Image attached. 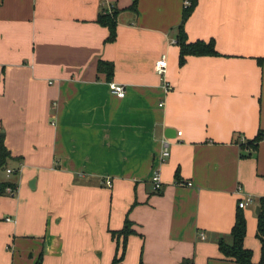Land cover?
<instances>
[{
  "label": "crops",
  "instance_id": "crops-1",
  "mask_svg": "<svg viewBox=\"0 0 264 264\" xmlns=\"http://www.w3.org/2000/svg\"><path fill=\"white\" fill-rule=\"evenodd\" d=\"M133 1L0 0V136L21 158L7 168L18 177L0 171L18 184L0 195V264H112L127 217L123 264H238L218 242L232 243L246 200L259 263L264 140L250 158L241 148L264 131V0H199L188 40H214L220 56L183 67L185 0ZM112 8L123 11L110 43L97 19Z\"/></svg>",
  "mask_w": 264,
  "mask_h": 264
},
{
  "label": "trees",
  "instance_id": "trees-1",
  "mask_svg": "<svg viewBox=\"0 0 264 264\" xmlns=\"http://www.w3.org/2000/svg\"><path fill=\"white\" fill-rule=\"evenodd\" d=\"M189 5L184 6V11L182 15V21L178 28V34L176 38V44L180 48L179 55V66L183 67L187 63V59L190 56L194 57H218L219 52L216 49V43L214 40L210 41H196L190 42L185 30L186 23L194 13L198 6L199 0H189ZM138 7V0H134L133 4L129 7L130 10L136 11ZM111 13L102 12L99 14L97 22L104 27L109 29V36L106 42L113 43L117 40V27H118V16L123 11L117 8H112ZM263 59H258V63L262 65ZM99 70L107 74V78L111 80L114 75V64L106 61L99 62ZM264 140V131L260 130L258 134L251 140L247 141L246 144L242 145V157L250 158L257 152L259 144ZM21 158L14 157L12 153L8 150L5 145L4 136H0V171H6L9 167L10 162H20ZM20 173L19 169H16L13 174V179L18 177ZM177 178L178 175H177ZM4 180L0 181V195L7 194V188L17 190L18 184L14 180ZM259 205L261 207V213L258 216L257 225V238L262 245V256L258 264H264V197L259 200ZM133 223L126 218L124 228L118 232H112L113 237L122 236L124 238V243L121 248V255L117 254L114 258L112 264H123L127 239L131 235L136 234L133 228ZM247 235V220L243 210L239 207L236 213L235 224L231 231L232 243L229 244L225 239L221 238L218 242V247L220 253L224 258L232 260L238 264H254L253 251L246 248L244 245ZM43 260V255L40 256L37 264H41Z\"/></svg>",
  "mask_w": 264,
  "mask_h": 264
},
{
  "label": "built area",
  "instance_id": "built-area-1",
  "mask_svg": "<svg viewBox=\"0 0 264 264\" xmlns=\"http://www.w3.org/2000/svg\"><path fill=\"white\" fill-rule=\"evenodd\" d=\"M189 0H185L184 6H188L189 5ZM166 68H167V59L165 56H163L156 64V72L158 73V75H160L161 77L165 76L166 73ZM111 90L114 94H116L119 97H124L125 96V89L121 86H116V85H111ZM179 135H182L181 132L178 133ZM163 145V150H162V154H161V158L162 160H164L165 158L170 156V146H171V142L170 140L166 139L163 141L162 143ZM15 172L14 169H7L6 173L7 176H11L13 175ZM152 183L154 185V190L155 191H159L162 188V180H161V175H160V171L159 170H155L153 172V179H152ZM7 192L9 194H14L15 190L12 189L11 187L7 188ZM247 202H251V200H246L240 203L239 207L241 209L245 208L247 205ZM202 238H204V236L202 235Z\"/></svg>",
  "mask_w": 264,
  "mask_h": 264
},
{
  "label": "water",
  "instance_id": "water-1",
  "mask_svg": "<svg viewBox=\"0 0 264 264\" xmlns=\"http://www.w3.org/2000/svg\"><path fill=\"white\" fill-rule=\"evenodd\" d=\"M170 130V129H169ZM168 133V132H167ZM167 136H169L168 134H167ZM260 213H261V207L260 206H258L257 208H256V214L257 215H260Z\"/></svg>",
  "mask_w": 264,
  "mask_h": 264
}]
</instances>
